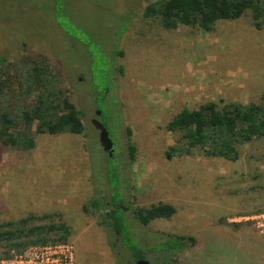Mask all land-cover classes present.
Wrapping results in <instances>:
<instances>
[{
  "label": "rangeland",
  "instance_id": "obj_1",
  "mask_svg": "<svg viewBox=\"0 0 264 264\" xmlns=\"http://www.w3.org/2000/svg\"><path fill=\"white\" fill-rule=\"evenodd\" d=\"M151 1L0 0V56L47 59L86 126L82 134H39L29 150L0 143V222L53 214L72 227L76 264H136L132 245L152 264H264V235L234 221L264 208V141L244 146L237 161L166 156L176 138L166 123L183 107L249 102L264 92V23L258 28L248 12L213 32L167 30L143 16ZM94 119L107 125L115 160ZM128 126L137 154L124 189L129 206L118 213L127 224L120 236L101 222L109 208L84 206L118 197L106 172L129 159ZM161 202L177 212L148 225L135 218L134 208ZM175 235L197 242L170 250L165 242Z\"/></svg>",
  "mask_w": 264,
  "mask_h": 264
},
{
  "label": "trees",
  "instance_id": "obj_2",
  "mask_svg": "<svg viewBox=\"0 0 264 264\" xmlns=\"http://www.w3.org/2000/svg\"><path fill=\"white\" fill-rule=\"evenodd\" d=\"M248 12L260 28L264 23V0H153L146 5L143 16L158 21L167 30L187 25L213 32L219 21L237 20ZM116 53L117 57L124 56L120 49ZM117 69L124 71L120 65ZM83 118L82 109L63 88L59 70L47 59L27 56L12 63L0 56V143L29 150L36 146L39 134H82L86 127ZM166 129L176 135L166 151L169 159L200 152L207 157L237 161L244 146L264 141V92L249 102L210 99L194 108L183 107L166 123ZM127 131L129 159L106 172V179L109 184L114 183L118 197L110 200L97 197L90 206H84L87 212L89 208H109L101 213V222L120 236L125 234L127 224L118 213H126L125 207L129 206L125 201L130 181L127 173L137 154L132 128L128 126ZM108 157L115 160L114 156ZM176 212L174 205L163 202L134 208L135 218L143 225L157 218H171ZM72 234L70 224L58 222L51 213H29L17 220L0 222V247L6 255L32 244L66 242ZM196 242L194 236L175 235L169 236L165 246L181 250ZM131 248H136L139 258H145L142 248L135 245Z\"/></svg>",
  "mask_w": 264,
  "mask_h": 264
},
{
  "label": "built area",
  "instance_id": "obj_3",
  "mask_svg": "<svg viewBox=\"0 0 264 264\" xmlns=\"http://www.w3.org/2000/svg\"><path fill=\"white\" fill-rule=\"evenodd\" d=\"M234 221L251 223L264 235V209L238 216ZM0 264H76V248L70 241L32 244L24 250L0 256Z\"/></svg>",
  "mask_w": 264,
  "mask_h": 264
},
{
  "label": "water",
  "instance_id": "obj_4",
  "mask_svg": "<svg viewBox=\"0 0 264 264\" xmlns=\"http://www.w3.org/2000/svg\"><path fill=\"white\" fill-rule=\"evenodd\" d=\"M101 113L99 112L98 115ZM95 126L99 130V138L100 142L104 148V150L109 154V156H113V151H114V141L110 135L109 130L105 126L103 122H101L98 119L93 120ZM136 264H152L149 260L147 259H140L136 262Z\"/></svg>",
  "mask_w": 264,
  "mask_h": 264
},
{
  "label": "flooded vegetation",
  "instance_id": "obj_5",
  "mask_svg": "<svg viewBox=\"0 0 264 264\" xmlns=\"http://www.w3.org/2000/svg\"><path fill=\"white\" fill-rule=\"evenodd\" d=\"M114 151H115V143H114ZM114 151H113V156H114ZM112 156V157H113ZM118 233V232H117ZM141 259V258H140ZM143 259H147V258H143ZM136 263V262H135Z\"/></svg>",
  "mask_w": 264,
  "mask_h": 264
},
{
  "label": "crops",
  "instance_id": "obj_6",
  "mask_svg": "<svg viewBox=\"0 0 264 264\" xmlns=\"http://www.w3.org/2000/svg\"><path fill=\"white\" fill-rule=\"evenodd\" d=\"M262 251L264 252V249H262Z\"/></svg>",
  "mask_w": 264,
  "mask_h": 264
}]
</instances>
